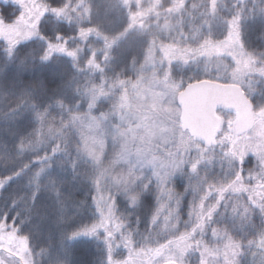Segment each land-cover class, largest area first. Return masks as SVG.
<instances>
[{
	"label": "rangeland",
	"instance_id": "1",
	"mask_svg": "<svg viewBox=\"0 0 264 264\" xmlns=\"http://www.w3.org/2000/svg\"><path fill=\"white\" fill-rule=\"evenodd\" d=\"M2 1L14 6L10 21L0 13V43L7 50L31 38L44 40L39 24L46 15L73 17L42 0ZM192 1L120 0L132 12L130 28L146 30L151 37L144 61L130 77L96 79L90 74L76 107L57 106L50 120L41 119L44 112L38 114L36 146H46L67 129L77 136L79 156L89 165L97 220L75 236L90 235L104 243L107 264H264V61L242 48L237 19L229 22L223 41L190 49L198 38L207 39L202 38L204 29L210 30L206 21L196 24L184 9ZM75 8L80 16L89 15L85 3ZM87 34L89 43L47 42V57L62 52L99 70L113 41L95 31L93 37ZM201 55L202 64L193 62ZM187 70L240 85L255 106L249 130L235 129L240 114L218 110L207 145L190 135L177 102ZM233 161L240 163L234 173ZM149 192L155 201L150 227L134 236L127 228V210L141 205ZM248 237H253L249 246ZM35 263L26 239L0 227V264Z\"/></svg>",
	"mask_w": 264,
	"mask_h": 264
},
{
	"label": "trees",
	"instance_id": "2",
	"mask_svg": "<svg viewBox=\"0 0 264 264\" xmlns=\"http://www.w3.org/2000/svg\"><path fill=\"white\" fill-rule=\"evenodd\" d=\"M42 1L50 8L67 9L73 17L62 20L46 15L39 24L44 40H24L11 50L0 43V227L26 239L35 264H107L104 243L90 235L75 236L97 220L89 165L79 156L77 136L67 129L46 146H36L34 138L40 120H50L57 106L73 107L82 100L90 74L98 75L96 79L132 76L133 69L144 61L151 37L146 30L130 28L132 12L120 0ZM199 1H192V6L186 2L184 9L196 17V24L206 21L210 30L204 29L202 38L207 39L198 38L190 49L223 41L229 22L237 19L242 48L264 61V0H216L213 6L201 7ZM80 2L89 8L88 16H80L76 10ZM13 7L10 2H0V13L7 21L14 16ZM93 31L113 41L99 70H91L84 58L66 53L47 57V42L89 43L86 33L93 37ZM99 41L104 49V40ZM202 56L193 62L202 64ZM204 78L211 77L201 70H187L182 89ZM81 107L83 110L84 104ZM39 112L46 116L39 119ZM238 165L231 163L232 173ZM154 205L149 192L141 205L127 210L131 215L127 228L134 236L150 227ZM253 237L245 238L249 241L245 245ZM135 238L131 242L137 248L140 241Z\"/></svg>",
	"mask_w": 264,
	"mask_h": 264
},
{
	"label": "water",
	"instance_id": "3",
	"mask_svg": "<svg viewBox=\"0 0 264 264\" xmlns=\"http://www.w3.org/2000/svg\"><path fill=\"white\" fill-rule=\"evenodd\" d=\"M182 124L196 140L207 145L214 135L217 110H233L242 114L238 132L250 128L249 115L254 114V104L243 88L235 83H221L202 79L187 84L178 96ZM162 264H178L175 261Z\"/></svg>",
	"mask_w": 264,
	"mask_h": 264
},
{
	"label": "flooded vegetation",
	"instance_id": "4",
	"mask_svg": "<svg viewBox=\"0 0 264 264\" xmlns=\"http://www.w3.org/2000/svg\"><path fill=\"white\" fill-rule=\"evenodd\" d=\"M239 120H237V122H235V128L240 125V122H238Z\"/></svg>",
	"mask_w": 264,
	"mask_h": 264
}]
</instances>
